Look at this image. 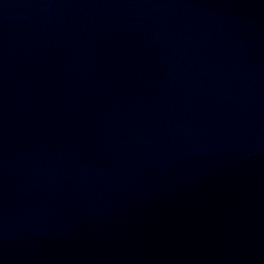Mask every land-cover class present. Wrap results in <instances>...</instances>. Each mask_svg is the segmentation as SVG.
<instances>
[{"label": "water", "instance_id": "water-1", "mask_svg": "<svg viewBox=\"0 0 264 264\" xmlns=\"http://www.w3.org/2000/svg\"><path fill=\"white\" fill-rule=\"evenodd\" d=\"M0 264H264V0H0Z\"/></svg>", "mask_w": 264, "mask_h": 264}]
</instances>
